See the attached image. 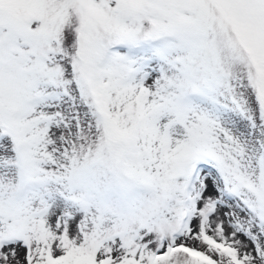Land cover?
I'll return each mask as SVG.
<instances>
[{
    "label": "snow or ice",
    "instance_id": "6c2138e0",
    "mask_svg": "<svg viewBox=\"0 0 264 264\" xmlns=\"http://www.w3.org/2000/svg\"><path fill=\"white\" fill-rule=\"evenodd\" d=\"M0 264H264V0H0Z\"/></svg>",
    "mask_w": 264,
    "mask_h": 264
}]
</instances>
